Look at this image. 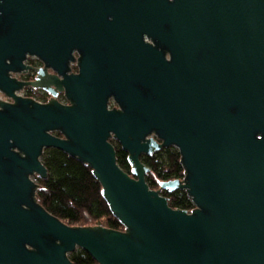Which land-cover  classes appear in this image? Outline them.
Returning <instances> with one entry per match:
<instances>
[{
	"label": "water",
	"instance_id": "1",
	"mask_svg": "<svg viewBox=\"0 0 264 264\" xmlns=\"http://www.w3.org/2000/svg\"><path fill=\"white\" fill-rule=\"evenodd\" d=\"M166 148L183 178L152 190L141 157ZM47 149L90 168L122 230L38 202ZM175 190L193 209L160 194ZM77 249L95 264H264V0H0V264H72Z\"/></svg>",
	"mask_w": 264,
	"mask_h": 264
},
{
	"label": "trees",
	"instance_id": "2",
	"mask_svg": "<svg viewBox=\"0 0 264 264\" xmlns=\"http://www.w3.org/2000/svg\"><path fill=\"white\" fill-rule=\"evenodd\" d=\"M43 100H47L44 99ZM58 135V134H57ZM116 151V162L130 173L127 153L119 144L111 141ZM175 148L162 149L152 156H142L141 162L149 168L145 181L152 190L162 181L183 178V169ZM41 162L47 170V178L34 177L38 184V202L53 216L69 226H94L91 222L112 230H122L121 224L111 215L101 195V187L90 168L57 149L44 151ZM160 194L173 209L190 211L191 200L182 190L161 191ZM72 264H95L83 250L68 255Z\"/></svg>",
	"mask_w": 264,
	"mask_h": 264
},
{
	"label": "flooded vegetation",
	"instance_id": "3",
	"mask_svg": "<svg viewBox=\"0 0 264 264\" xmlns=\"http://www.w3.org/2000/svg\"><path fill=\"white\" fill-rule=\"evenodd\" d=\"M26 64L29 65V66H32L33 68H39L41 66V63L38 60H36L35 58H32V57L27 58ZM71 69H72V72H76V70H77L76 66L74 64L71 65ZM49 73H51V72L49 71ZM35 76H36V72L34 70H31V71H28L27 73H25L23 75H18L17 78L21 79V80H25V81H32V80H34ZM38 94H40V96H38ZM20 95L24 96V97L32 98V99H34L37 102H45V100H43V98L47 99V100L50 98L49 94L46 93L45 91H43L41 89L31 88V87L25 88L20 93ZM2 99H4V97ZM58 100L60 102H62V103H65V99H64L62 93L58 94ZM113 107H115V104L113 103L112 100H109L108 108L111 109ZM111 141L116 142L113 139H110V142Z\"/></svg>",
	"mask_w": 264,
	"mask_h": 264
},
{
	"label": "rangeland",
	"instance_id": "4",
	"mask_svg": "<svg viewBox=\"0 0 264 264\" xmlns=\"http://www.w3.org/2000/svg\"><path fill=\"white\" fill-rule=\"evenodd\" d=\"M89 225H95V224H93V222H91Z\"/></svg>",
	"mask_w": 264,
	"mask_h": 264
}]
</instances>
